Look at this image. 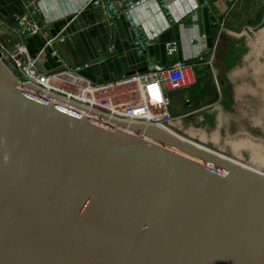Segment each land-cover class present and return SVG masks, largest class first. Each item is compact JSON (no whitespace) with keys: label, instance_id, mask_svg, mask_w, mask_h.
I'll use <instances>...</instances> for the list:
<instances>
[{"label":"water","instance_id":"1","mask_svg":"<svg viewBox=\"0 0 264 264\" xmlns=\"http://www.w3.org/2000/svg\"><path fill=\"white\" fill-rule=\"evenodd\" d=\"M0 264H264V172L22 81L0 49Z\"/></svg>","mask_w":264,"mask_h":264},{"label":"crops","instance_id":"2","mask_svg":"<svg viewBox=\"0 0 264 264\" xmlns=\"http://www.w3.org/2000/svg\"><path fill=\"white\" fill-rule=\"evenodd\" d=\"M29 2L0 0V48L11 63L15 43L34 54L49 40L63 63L87 65L104 81L183 62L188 66L185 83L166 86L175 116L172 128L215 148L224 124L234 121L223 116L219 90L226 84L234 102L236 70L245 69L228 64L227 40L264 23L263 0H167L169 8L147 0L133 9L117 6L119 12L89 0H39L36 11ZM55 61L48 57L46 66H55ZM210 88L217 89L212 100Z\"/></svg>","mask_w":264,"mask_h":264},{"label":"built area","instance_id":"3","mask_svg":"<svg viewBox=\"0 0 264 264\" xmlns=\"http://www.w3.org/2000/svg\"><path fill=\"white\" fill-rule=\"evenodd\" d=\"M89 1L102 3L110 11L119 12V6L133 9L147 0ZM157 1L163 7L169 8L167 0ZM29 3L35 11L38 10L39 0H30ZM1 25L0 19V27ZM21 27L25 30L28 28L25 24ZM33 29L36 30V26H33ZM51 41H47L36 53L35 59L31 58L33 54L28 53L24 44L16 45L18 56L15 55L13 63L10 64L22 81L34 83L45 91L116 118L155 123L174 130L172 124L175 116L170 109L171 100L167 95L166 86L177 88L185 83L188 68L185 63L177 62L171 66L154 65L145 72H135L98 82L82 73V70H87V65L72 67L63 63L58 52L53 49ZM43 49L48 52L47 58L56 59L53 67L46 66V59V68H56L62 64L67 67L50 73L42 72L36 60Z\"/></svg>","mask_w":264,"mask_h":264},{"label":"rangeland","instance_id":"4","mask_svg":"<svg viewBox=\"0 0 264 264\" xmlns=\"http://www.w3.org/2000/svg\"><path fill=\"white\" fill-rule=\"evenodd\" d=\"M263 27L264 23L254 25L250 29L244 28L242 31L243 33L238 32L240 33L239 36H232L231 39L229 38L227 40L229 50L228 64L232 65L231 67L233 68L238 66L239 68L244 67L245 70L243 72L236 70V84L233 91L235 95L234 102H231L228 99L230 91L227 90L226 84L220 86L219 99L223 104V116L225 119L229 120L234 118V121H230L229 124H224V130L220 136L219 143L215 148H210L222 152L243 163L259 168L264 172V161L259 159L261 157L264 158V149H261L263 155L261 156L260 154L259 156L253 153L255 150L249 146L244 145L237 149L232 143H228L229 137L246 131L255 139L264 140V44L262 43L260 46V43L256 40L257 32ZM15 44L12 46V52L14 55L18 56L17 44ZM252 52L254 53L252 54ZM248 54L251 58L248 57V60L245 61L243 58ZM7 59L9 63L12 61L11 58L10 60L9 58ZM221 77H223V74H221ZM213 87L216 88V85ZM209 90L210 91L207 92L208 98L210 97L212 100L214 99L215 90L217 91V89L210 88ZM232 107H234V109ZM225 127L228 130L225 129Z\"/></svg>","mask_w":264,"mask_h":264},{"label":"bare ground","instance_id":"5","mask_svg":"<svg viewBox=\"0 0 264 264\" xmlns=\"http://www.w3.org/2000/svg\"><path fill=\"white\" fill-rule=\"evenodd\" d=\"M256 40L258 43H260L259 45L261 46L262 43L264 44V27L262 29H260L258 32H257V37H256ZM251 42V41H250ZM252 44V43H251ZM256 45V44H255ZM252 49V48H251ZM254 50V49H253ZM254 52H252L253 54ZM257 53V52H256ZM262 57V56H261ZM255 59V58H254ZM250 67V66H249ZM260 67V66H259ZM250 69V68H249ZM254 69V68H253ZM256 70V69H254ZM263 73V72H261ZM260 87V86H259ZM247 91V90H246ZM258 120V119H257ZM264 134V133H263ZM204 135V134H203ZM221 138V137H220ZM213 139V138H212ZM228 143H232L235 148L239 149L241 146H249L251 148H253V150H255V153L256 155H259L261 154V156L263 155L262 154V151L261 149H264V140H258V139H255L254 137H252L247 131L246 132H242V133H238L236 134L235 136H232V137H229L228 138ZM232 145V146H233ZM233 146V147H234ZM245 146V147H246ZM248 147V148H249ZM255 157V156H253ZM255 159V158H254ZM259 159H262L264 161V158L261 157ZM256 160V159H255ZM261 160V161H262ZM258 161V160H257ZM262 163V162H261ZM246 164V163H245ZM263 164V163H262ZM249 165V164H247ZM251 167H253L252 165H249ZM256 168V167H254ZM258 170H260L259 168H256ZM262 171V170H261Z\"/></svg>","mask_w":264,"mask_h":264}]
</instances>
